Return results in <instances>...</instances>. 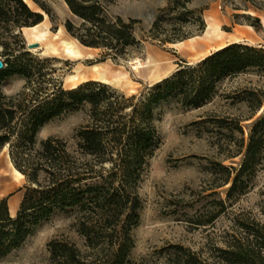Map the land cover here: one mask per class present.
Segmentation results:
<instances>
[{
	"label": "trees",
	"instance_id": "16d2710c",
	"mask_svg": "<svg viewBox=\"0 0 264 264\" xmlns=\"http://www.w3.org/2000/svg\"><path fill=\"white\" fill-rule=\"evenodd\" d=\"M115 1L65 0L81 20L76 24L69 19L65 27L83 45L101 48L117 60L141 41L135 35L137 20L109 15V6ZM174 2L151 28L152 37L163 43L192 37L160 35L158 28L174 11ZM43 20L44 14L26 0H0V59L5 63L0 70V154L9 146L14 166L27 179L16 215L10 212V195L0 199V260L57 212L74 210L79 215V232L89 246L97 247L108 238L111 246L105 258L90 261L75 244L56 240L50 243L54 260L129 264L134 246L131 228L139 221L142 207L138 186L163 142L156 124L159 106L175 103L188 110L199 109L221 97L234 105L246 103L251 109L246 117L214 116L208 120L229 132L226 152L220 150L224 160L238 156L241 160L236 165L224 160L213 163L215 190L211 195L216 196L215 205L209 215L193 222L198 227L208 226L227 216L230 224L219 240L198 250L171 246L168 264H264V183L259 180L264 174V100L255 90L222 89L226 81L250 71L264 77V46L236 41L196 63L180 61L171 75L128 96L98 80L65 88L56 68L46 70L51 58L28 50L20 30ZM250 25L257 28L252 22ZM206 26L199 11V30L204 32ZM14 76L23 78L25 84L19 91L7 93L5 87ZM85 105H89V120L77 131L75 152L63 138L38 139L46 124ZM256 188L263 196L258 209L239 206L241 198Z\"/></svg>",
	"mask_w": 264,
	"mask_h": 264
},
{
	"label": "rangeland",
	"instance_id": "374dc122",
	"mask_svg": "<svg viewBox=\"0 0 264 264\" xmlns=\"http://www.w3.org/2000/svg\"><path fill=\"white\" fill-rule=\"evenodd\" d=\"M26 1L32 9L44 14V20L36 28L25 27L21 32L27 49L51 58L46 70L56 68L65 88L88 80L104 82L103 78H106L109 80L107 84L130 96L171 75L178 68V62L196 63L222 44L238 40L264 46V0H116L109 6V15L137 20L135 35L141 41L139 46L130 48L125 57L117 60L106 56L101 48L83 45L67 31V20L76 24L81 20L65 0ZM172 1H175V9L166 15L165 22L158 28L160 35L189 34L192 37L177 43H163L152 37L151 28ZM199 11L203 12L206 29L210 22L220 26L221 37H208L206 29L204 32L199 30ZM251 22L257 28L250 25ZM40 33L58 42L60 52L51 50L46 41L38 42L36 36ZM64 40L73 41L81 52L80 56L69 54L62 44ZM36 42L38 47H28V43ZM11 43L16 45L12 39ZM153 73L157 76L153 77ZM24 84L23 78L14 76L5 91L15 93ZM222 89L255 90L264 100V77L250 71L226 81ZM250 112L248 104L234 105L221 97L199 109L188 110L175 103L159 106L156 124L163 142L150 158L138 186L142 207L139 221L131 228L134 246L129 264H168L171 246L179 244L198 250L219 240L228 229L230 222L227 216L208 226L198 227L193 222L201 215H209L215 205L216 196L211 195L215 190L213 163L224 160L220 150L226 152V142L230 138L227 130H221L208 120L214 116L246 117ZM88 120L89 105H85L46 124L38 139L49 136L63 138L69 150L75 152L77 131ZM7 154L10 158L9 146L0 154V199L10 195L9 207L10 201L16 202L15 213L11 214L16 215L27 179L15 174ZM240 160L241 156H238L224 160V163L236 165ZM259 180L260 184L264 183V174ZM258 191L256 188L243 196L239 206L256 211L263 197ZM56 240L75 244L82 256L90 261L105 258L111 246L110 238L101 240L97 247L89 246L86 237L79 232L77 212L59 211L43 222L19 248L1 259L0 264H67L52 258L50 243Z\"/></svg>",
	"mask_w": 264,
	"mask_h": 264
},
{
	"label": "bare ground",
	"instance_id": "6f19581e",
	"mask_svg": "<svg viewBox=\"0 0 264 264\" xmlns=\"http://www.w3.org/2000/svg\"><path fill=\"white\" fill-rule=\"evenodd\" d=\"M37 27V25L36 26H32V28H36ZM206 36H208V37H221L222 36V31L220 30V26L218 25V24H215V23H212V22H210L209 24H208V27H207V29H206ZM36 39H37V41L38 42H43V41H46V42H48V44H49V48L51 49V50H53L54 52H57V53H59L60 52V46L58 45V42H56V41H53L51 38H49V37H45L42 33H40V34H38L37 36H36ZM236 41H238V40H236ZM235 41V42H236ZM234 42V41H233ZM63 45H64V47L66 48V51L69 53V54H71V55H73V56H80V54H81V52L78 50V48L76 47V45H75V43L73 42V41H68V40H64L63 41V43H62ZM227 44H229V43H226V44H222V45H220L217 49H220V48H222V47H224L225 45H227ZM154 58V57H153ZM149 62H150V60H149ZM154 62V61H153ZM153 69V68H152ZM152 71V70H151ZM158 71V70H157ZM153 77H155V76H157V74L156 73H153V75H152ZM103 81L104 82H106V83H108L109 82V80L108 79H106V78H103ZM7 157L9 158V156H8V154H7ZM9 163L11 164V166L13 167V170H14V172H15V174L19 177V178H23L25 175L19 170V169H17L15 166H14V164H13V162H12V160L9 158ZM15 207H16V202H15V200H12V201H10V211H11V213H15Z\"/></svg>",
	"mask_w": 264,
	"mask_h": 264
},
{
	"label": "water",
	"instance_id": "95a60500",
	"mask_svg": "<svg viewBox=\"0 0 264 264\" xmlns=\"http://www.w3.org/2000/svg\"><path fill=\"white\" fill-rule=\"evenodd\" d=\"M25 27H22L20 30L23 31ZM39 46V43H28L29 48H36ZM5 67V63L3 59H0V70ZM8 147V146H7Z\"/></svg>",
	"mask_w": 264,
	"mask_h": 264
}]
</instances>
